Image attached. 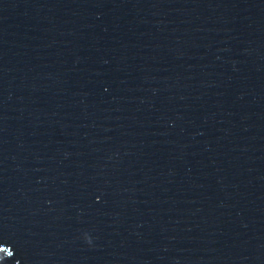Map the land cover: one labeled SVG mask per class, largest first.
<instances>
[{"label": "water", "instance_id": "obj_1", "mask_svg": "<svg viewBox=\"0 0 264 264\" xmlns=\"http://www.w3.org/2000/svg\"><path fill=\"white\" fill-rule=\"evenodd\" d=\"M0 264H264V0H0Z\"/></svg>", "mask_w": 264, "mask_h": 264}, {"label": "snow or ice", "instance_id": "obj_2", "mask_svg": "<svg viewBox=\"0 0 264 264\" xmlns=\"http://www.w3.org/2000/svg\"><path fill=\"white\" fill-rule=\"evenodd\" d=\"M3 249H0V251H2Z\"/></svg>", "mask_w": 264, "mask_h": 264}]
</instances>
